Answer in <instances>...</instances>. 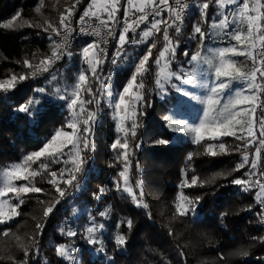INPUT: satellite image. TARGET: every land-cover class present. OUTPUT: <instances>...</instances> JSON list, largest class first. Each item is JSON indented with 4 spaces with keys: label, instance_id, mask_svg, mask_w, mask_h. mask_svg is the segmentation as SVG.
I'll use <instances>...</instances> for the list:
<instances>
[{
    "label": "trees",
    "instance_id": "16d2710c",
    "mask_svg": "<svg viewBox=\"0 0 264 264\" xmlns=\"http://www.w3.org/2000/svg\"><path fill=\"white\" fill-rule=\"evenodd\" d=\"M89 3L90 0H81L79 4H76V0H0V81L8 80L12 75H28L32 69L25 68L23 61L27 59L35 65L51 52V41L48 39L51 30L46 33L42 29L48 27V23L58 26L60 15L66 14V10L74 4L71 20H76ZM40 5V12H36L35 9ZM125 5L122 0L117 12L119 18L125 12ZM215 12L213 0L208 9V23H201L205 31ZM164 15L167 17L166 12ZM13 17H16L15 26L3 27ZM198 20V10L191 7L180 33L169 30L170 37L179 41L173 70L186 64L188 58L183 52L192 50V46L196 44L189 37ZM29 24L33 26L29 27ZM162 31L163 26L161 33L156 36L157 41L162 42ZM189 40L191 46H188ZM87 41L89 39L80 41L73 49V56L57 64L52 72L18 81L11 93L0 90V166L38 151L65 124L68 109L64 101L53 94L54 89L74 82L81 68L79 52ZM145 47L130 45L126 49L128 55L119 58L114 65L113 83L117 90L132 72L133 56ZM160 47L161 43H158L157 49ZM157 49L153 50V59ZM152 71H155L154 65ZM53 74L57 76V80L50 84L48 81ZM149 80L147 73L143 77V92L148 102L143 108L145 115L138 117L140 127L136 136H129L130 145H141L130 156V182L137 199L148 207L137 206L130 194L117 191L114 186L113 181L123 164L110 159V155L117 156L119 150L114 151L111 147L116 140V133L106 100L101 101L98 109L87 105L97 115L89 134L90 150L82 152L85 162L82 172L77 174L78 186L67 187L64 198L45 218L44 209L56 200L58 194L47 182V172L37 176L35 185L45 191L29 193L25 196V203L20 206L16 219L0 224V233L4 230L9 233L7 236L0 235V264H23L25 249L28 250L26 264H73L57 254L56 248L61 244L75 249L72 255L76 264H264V231L260 218L256 215L259 211L255 201L257 189L244 192L239 186L229 183L249 170L258 144L251 145L248 149L249 166L233 171L241 162V153L233 150L241 142L233 137L223 138L230 151L217 156L203 154L204 147L191 141L173 143V134L164 119L170 111L171 103L158 96L157 90L150 87ZM38 88H46L47 91H34ZM95 90L96 85L93 84V91ZM84 96L85 99L88 98L86 93ZM29 97L41 101L34 118L16 110ZM158 136L170 139L171 143L154 145L152 142ZM257 136L259 137L258 132ZM189 153H195L191 162L187 160ZM49 169L59 172L61 167L49 165ZM185 171L189 178L195 174L209 182L203 187L181 188ZM229 172L231 174L226 178L217 175ZM214 176L216 178L213 180ZM138 181L142 182L143 197L139 195ZM61 187L66 186L61 184ZM101 188L104 189L103 193L99 191ZM181 193L189 199L203 196L194 215L176 214L175 203ZM101 211H106L107 215L99 216ZM90 217H95L96 223L104 224V228L96 234L102 241L100 245L92 246L87 242L85 229L92 223ZM127 219L133 222L131 229L126 223L117 226ZM38 223L44 225L42 234L36 228ZM62 228L65 232L71 228L78 235L68 237L62 234ZM117 234L126 237L123 247L115 244ZM101 247L103 251L96 250ZM240 250L246 251L248 255L236 254ZM221 255L224 259L220 258Z\"/></svg>",
    "mask_w": 264,
    "mask_h": 264
},
{
    "label": "snow or ice",
    "instance_id": "6c2138e0",
    "mask_svg": "<svg viewBox=\"0 0 264 264\" xmlns=\"http://www.w3.org/2000/svg\"><path fill=\"white\" fill-rule=\"evenodd\" d=\"M81 0H76L79 4ZM127 5V11L130 13L128 19H125L120 25L119 35L116 34L113 27L119 21L116 14L120 10V0H90L89 6L79 17V23L85 25L89 20L95 19L97 26L81 27L79 33L100 37L99 40L93 39L85 43L80 49L79 56L87 68H81L74 78V82L63 87L57 86L54 89V95L61 101H64L68 109V118L65 124L58 128L50 138L44 143L38 151L32 152L23 158L22 162L11 166H6L0 170V198L8 197L9 193L14 194L17 203L10 204L8 199H0V224H4L19 215L17 209L25 203L24 197L29 193H42L45 190L37 187L34 183L35 178L42 172H47L48 183L53 186L58 194L56 200L44 209L43 216L47 218L55 208V205L64 198L67 187H77V174L82 172L85 158L82 152L89 149V134L91 124L95 121L97 112L89 109L87 105H93L98 109L102 100H107L113 110V118L116 120V131L122 133L121 138H117L111 145L114 151L119 150L115 159L123 164L122 170L117 173L113 183L117 191H124L130 194L136 200L137 206L147 208L146 203H141L136 197V192L130 186L129 171L131 167L130 156L134 155L135 149L141 145L135 144L133 147L129 143V136L135 137L137 129L140 127L138 117L145 115L143 108L148 104L144 97L145 74L150 73L152 66H155L154 83L161 97L167 95L170 89L176 93L182 94L191 99H197L204 105L202 118L195 124L186 121H174L170 117H164L168 121V128L175 133H186L191 135L192 143L202 145L205 155L217 156L227 154L229 146L223 142L225 137H233L240 141L233 149L241 153V162L235 166L233 171H239L249 166L248 149L251 145L258 144L254 159L242 177L229 181L230 184L239 186L242 191L247 192L257 189L255 201L260 205V210L256 215L264 222V172H257L256 159L260 157L261 149H264V3L262 0H214L216 12L209 24L208 30L201 27V23H208V9L213 0H193L191 7H195L199 13V20L193 25L191 39L196 42L195 50L189 55L184 50L183 55L187 57V69L178 66L177 70L172 69L176 57V49L179 41H174L169 35V30H174L179 34L184 20V14L190 5L187 0H124ZM42 5L35 11L40 12ZM72 8L62 13L59 19V25L54 26L48 23V27L43 28L44 32L51 33L48 39L51 41L50 55L39 59V62L33 65L29 60L23 61L24 67L32 69L28 75H12L10 79L0 81V90L7 92L14 89L18 81H24L29 78H35L37 75L52 72L57 61L65 57L71 58L73 51L70 43V36L74 29L71 25ZM167 13L165 17L164 13ZM139 13V15H137ZM19 15V14H17ZM149 16L154 19L149 21ZM16 17L4 24L5 28H13ZM145 25L140 29L141 25ZM29 27L33 26L31 24ZM162 31V42L157 41V34ZM36 27H42L36 25ZM91 28V31H89ZM139 34L129 37V33ZM102 30H106L102 35ZM58 37L59 39H54ZM116 41L114 53L109 61L107 44L108 39ZM210 44H216L219 41L226 43L227 46L211 47L205 46V41ZM161 47L157 49V44ZM126 45H145L143 51H138L133 56L131 68L132 72L122 87L113 91L108 83L112 73L103 74V65L110 62L117 64L118 59L128 55ZM157 49L153 59V50ZM236 57H243V60H237ZM151 61V64H150ZM251 61V67L248 66ZM203 77V79H201ZM139 79V82H137ZM57 76L51 75L49 83L56 81ZM93 84L96 90L93 91ZM186 85L200 87L207 90L204 96H196L190 92ZM34 91L46 93V88H38ZM88 98L85 99L84 94ZM41 103L38 98L29 97L24 103L16 109L29 118L37 115V106ZM260 109L262 116L256 118L255 113ZM130 122V124H129ZM81 125L83 127L81 128ZM257 125H259L257 127ZM70 130V131H69ZM259 133V137L257 136ZM208 141V143H205ZM170 139L158 136L153 140L154 145H168ZM67 150V151H66ZM195 153H189L187 160L192 161ZM43 158V159H42ZM40 161L39 167L31 168V164ZM46 161V162H45ZM50 164H63L65 167L59 169V172L49 169ZM71 164L69 168L68 165ZM137 167L139 165L137 164ZM231 173H220L225 178ZM184 179L180 185L181 188L203 187L209 181L202 180L199 176L193 174L190 178L187 171L183 173ZM255 177V179H253ZM216 177H212L214 180ZM16 181H25L26 183L17 185ZM76 182V183H74ZM61 184L66 187L62 188ZM223 186V185H221ZM140 190V197H143L142 182H137ZM101 193L104 189L99 190ZM203 199L198 195L189 199L183 193L180 194L175 203V212L179 216H187L195 213L196 206ZM9 209L6 211L5 209ZM251 210V206H249ZM99 216L107 215L106 211L98 213ZM226 215V214H223ZM92 223L86 227V239L89 245L95 246L102 244L97 237V233L104 228V224L96 223L95 217H90ZM131 229L133 222L131 219L121 221L122 224ZM43 224H37L39 233L43 232ZM62 234L68 237H75L78 233L71 228L66 232L62 228ZM8 230H4L0 235L7 236ZM35 240V237L32 238ZM115 244L123 247L126 244V237L122 234L115 236ZM103 251V248L96 249ZM75 249L68 245L61 244L56 248L57 254L76 264L72 252ZM238 255L247 256L248 253L240 250ZM28 256V250L25 249V262ZM221 259L224 257L221 255Z\"/></svg>",
    "mask_w": 264,
    "mask_h": 264
},
{
    "label": "rangeland",
    "instance_id": "374dc122",
    "mask_svg": "<svg viewBox=\"0 0 264 264\" xmlns=\"http://www.w3.org/2000/svg\"><path fill=\"white\" fill-rule=\"evenodd\" d=\"M121 2H122V0H120V6H121ZM125 11H127V5H125ZM83 14V13H82ZM81 14V15H82ZM80 15V16H81ZM118 14H116V19H117V21H119L120 20V18L117 16ZM79 16V17H80ZM78 17V18H79ZM77 18V19H78ZM76 19V20H77ZM76 20H71V21H76ZM186 22V21H185ZM76 24V23H75ZM119 23H117L116 25H114L113 27L115 28L116 26H117V28L116 29H118V32H117V35H119V25H118ZM49 30H51V29H49ZM50 33H51V31H50ZM130 38H131V36H129ZM190 39H191V36L189 37ZM54 39H59L58 37H54ZM85 40V39H84ZM90 40V39H89ZM80 42V41H79ZM78 42V43H79ZM109 42H110V47L109 48H107V51H108V58H109V55L110 56H113V53H114V48H115V44H116V41L115 40H113V41H111V40H109ZM78 43H75L74 45H73V49L75 48V46L78 44ZM130 45H127L125 48L127 49L128 47H129ZM188 46H191V40H189V42H188ZM205 46L206 47H208V46H211V47H223V46H227L226 45V43H224V42H221V41H219L218 40V42L216 43V44H210V42L209 41H205ZM195 47H196V44H195V46H192V50H187L188 52H189V55H191L192 54V52L194 51L193 49H195ZM73 49H72V51H73ZM77 51V50H76ZM73 53H74V51H73ZM67 58H65V59H63L61 62H56V64L54 65V68H55V66L57 65V64H59V63H62L64 60H66ZM235 59H237V60H243L244 58L243 57H236ZM105 67L103 68L104 70V72H103V74L104 75H107L109 72H111L112 73V76H111V79H110V81L108 82L109 84H110V87H111V89L113 90V91H117V89L118 88H116V87H114V83H113V81H114V79H113V75H114V73H115V69L113 68L114 67V65H108V62H105ZM116 65V64H115ZM248 66L249 67H251V61H248ZM181 67H184L185 69H187L189 66L187 65V63L186 64H184L183 66H181ZM53 68V69H54ZM81 68H87V65H85V64H83L82 63V61H81ZM80 68V69H81ZM79 69V70H80ZM154 69H155V66H154ZM175 71V70H174ZM154 72L155 71H152L151 70V72L150 73H148V75H149V84H150V87L152 88V89H156L157 90V93H158V89L156 88V85H155V83H154V80H155V76H154ZM78 74V73H77ZM201 79H203V77H201ZM185 87H187L188 89H189V91L190 92H192V93H194L196 96H204V95H206L207 94V90L206 89H203V88H200V87H195V88H193L192 86H188V85H186ZM13 91V89H10L9 90V92L11 93ZM158 96L161 98V99H168L169 101H170V103H171V105H170V111H169V113H168V115H167V117H170L172 120H174V121H186V122H188V123H191V124H195V123H197L201 118H202V110H203V108H204V105H202L200 102H199V100H197V99H191V97H185V96H183L182 94H178V93H176L175 92V90H173V89H170L169 90V92H168V94L167 95H164L163 97H161L160 95H159V93H158ZM106 104H108V106H109V111H110V113H111V117L113 118V110H112V108H111V105H110V103L106 100ZM113 121H114V131H115V135H116V137H115V139H117V138H121V142H123V139H122V133H118L117 131H116V120L113 118ZM167 125H168V121H167ZM70 131V130H69ZM171 131V130H170ZM172 132V134H173V143H175V144H179V143H181V142H183V141H191L192 142V137H191V135H189V134H186V133H175V132H173V131H171ZM153 143V142H152ZM67 151V150H66ZM30 153H32V152H30ZM30 153H28V154H30ZM28 154H25L20 160H15V161H12V162H10V163H8V164H6V165H2V166H0V170H4L5 168H6V166H11V165H14V164H16V163H20V162H22V160H23V158L24 157H26ZM81 155L83 156V153H81ZM115 157H116V155H110V159L111 160H115L116 162H117V160L115 159ZM43 159V158H42ZM39 163H40V161H38V162H36V164L34 165V163L33 164H31V168L32 169H36V168H38V166H39ZM50 165H59V167H61V168H63V167H65L63 164H50ZM71 167V164H69V168ZM113 168H114V166H113ZM122 170V169H121ZM0 183H2V177H0ZM17 185H20V184H23V183H26L25 181H16L15 182ZM130 186L132 187V184H131V182H130ZM124 192V191H123ZM126 193V192H125ZM128 194V193H127ZM13 195L14 194H12V193H9V196L8 197H4V198H0V199H8L9 200V203L10 204H16L17 203V201L14 199V198H12L13 197ZM25 198V197H24ZM20 208V207H19ZM19 208L17 209V211L19 212ZM6 211H8L9 209H7V207H6V209H5ZM77 213L79 212V210H77L76 211ZM16 217L17 216H15L12 220H9V221H7L6 223H10V222H13L15 219H16ZM90 226V225H89ZM264 231V230H263ZM263 236H264V234H263ZM264 242V241H263Z\"/></svg>",
    "mask_w": 264,
    "mask_h": 264
},
{
    "label": "built area",
    "instance_id": "2783aa9c",
    "mask_svg": "<svg viewBox=\"0 0 264 264\" xmlns=\"http://www.w3.org/2000/svg\"><path fill=\"white\" fill-rule=\"evenodd\" d=\"M170 2H171V0H170ZM187 2L189 3V5H190V7H189V9L187 10V12H185V14H184V20H183V23H182V25H181V27H183L184 25H185V21H186V19H187V17H188V15H189V11H190V8H191V4H192V2H193V0H187ZM262 3H264V0H262ZM129 15H130V13L128 12V11H125L124 13H123V15L120 17V20H119V28H120V25L123 23V21L125 20V19H128V17H129ZM137 15H139V13H137ZM152 19H154V17L153 16H149V21H151ZM76 23V24H75ZM92 25L93 27H95V26H97V21L95 20V19H91V20H89L88 21V23L87 24H85V25H81L80 23H79V18L76 20V21H71V25H72V28L74 29V31L72 32V34H71V36H70V43H71V48L73 49V45L75 44V43H78L79 41H82V40H84V39H90V40H93V39H96V40H99L100 39V37H94V36H90V35H84V34H81V33H79V29L81 28V27H88V25ZM145 27V25H141L140 26V29H143ZM117 28V26L115 27V31H116V34H117V32H118V29H116ZM89 31H91V28H89ZM106 30H102V35L104 34V32H105ZM139 29L137 30V33H132V32H130L128 35L129 36H131V37H133V36H136V35H138L139 34ZM109 40H111V41H113L114 39H112V38H109L108 39V44H107V48H109L110 46V42H109ZM109 46V47H108ZM127 46V45H126ZM125 46V47H126ZM65 58H68V57H65ZM64 58V59H65ZM111 58H112V56H110L109 55V61L111 60ZM62 61V60H61ZM61 61H58V62H61ZM108 65H113L112 63H110V62H108ZM261 99L262 100H264V96H261ZM255 116H256V118H260L261 116H262V113H261V111H260V109L258 108L257 109V111H256V113H255ZM259 125H257V127H258ZM257 165H258V167H257V172L259 173V172H264V149H261V153H260V157L257 159ZM253 179H255V177L253 178ZM257 205H258V208H259V210H260V205L257 203ZM260 225H261V227L263 228V230H264V222H261V219H260ZM263 241H264V236H263ZM263 260H264V256H263Z\"/></svg>",
    "mask_w": 264,
    "mask_h": 264
}]
</instances>
